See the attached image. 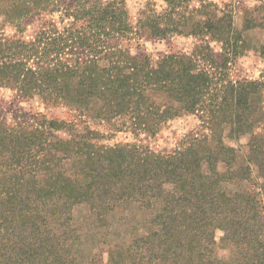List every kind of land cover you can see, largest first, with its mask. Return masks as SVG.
<instances>
[{"label":"trees","instance_id":"16d2710c","mask_svg":"<svg viewBox=\"0 0 264 264\" xmlns=\"http://www.w3.org/2000/svg\"><path fill=\"white\" fill-rule=\"evenodd\" d=\"M185 1L166 0L169 12L147 16L141 27L153 38L178 32L179 14L173 19L172 13ZM123 10L122 0H78L73 12L64 0H0V22L23 32L31 18L61 11L84 19L101 33L98 38H107L128 31ZM215 30L219 34L211 33L219 40L230 42V30ZM69 35L68 29L59 32L50 24L32 41L1 39L0 88L80 114L93 110L100 121L129 116L152 133L209 97L211 79L190 59L172 55L152 65L144 54L84 37L67 42ZM75 45L90 57L63 61ZM257 92L253 82L230 86L219 105H208L211 135L192 139L172 155L135 145L105 146L94 142L100 137L96 132L59 138L51 133H70L74 124L39 120V115L33 117L36 125L9 126L0 109V264H75L65 231L73 209L89 207L104 225L114 204L126 199L162 206L151 231L110 250L104 264H225L216 258L217 232L220 243L239 249L241 264H264V136L251 139L241 166L222 138L227 125L231 136L252 130L257 111L250 96ZM219 165L226 170L219 172ZM252 168L260 199L252 192L231 195L221 189L249 181Z\"/></svg>","mask_w":264,"mask_h":264},{"label":"rangeland","instance_id":"374dc122","mask_svg":"<svg viewBox=\"0 0 264 264\" xmlns=\"http://www.w3.org/2000/svg\"><path fill=\"white\" fill-rule=\"evenodd\" d=\"M64 1L71 12L77 9L78 0ZM122 1L128 23V31L124 33H111L107 38L100 35L98 38L97 35L101 33L89 28L84 19H77L72 13L64 16L59 11L35 16L24 22L23 32L0 22V40L22 38L32 41L40 30L52 24L59 32L68 29L70 35L67 42H79L77 37H84L86 42H107L109 47L121 48L131 55L148 56L152 65L166 56H183L190 59L198 71L210 77L209 97L192 112L181 111L152 133L138 128L129 116L117 117L110 122L100 121L94 118L93 110L80 114L64 106L45 105L39 98L21 97L14 89L2 87L0 109L4 123L9 126L17 123L36 125L33 117L39 115V120L55 119L74 124L70 133L65 130L51 133L59 138L96 132L100 137L94 142L99 141L105 146L135 145L143 151L172 155L181 152L192 139L211 135L208 129V105H219L230 86L253 82L258 84V92L250 96V103L257 111L252 130L231 136V128L228 125L222 127L225 145L235 149L237 154L236 165H245L249 142L253 138L264 136V0H187L172 13L173 19L179 14L178 32L170 33L164 38L151 37L141 27V22L147 16L168 13L170 8L166 0ZM222 19L224 20L221 21ZM219 27L230 30V42H223L211 33L219 34L215 30ZM88 57L87 50L75 45L73 51L68 49L67 55L62 59L84 60ZM155 99L162 101L159 96ZM68 169L72 171V165L69 164ZM217 170L224 172L226 167L219 165ZM252 171L249 181L226 183L221 185V189L231 195L252 192L260 199V181L254 168ZM161 206L160 201L148 204L145 200L140 202L126 199L114 204L104 225L99 224L96 214L89 207H75L69 226L65 229L75 264H88L95 256L99 258L100 264H104L110 250L126 247L133 239L151 231V220ZM220 236L221 233L217 232L216 258L225 264H241L239 249L234 245L220 243Z\"/></svg>","mask_w":264,"mask_h":264}]
</instances>
